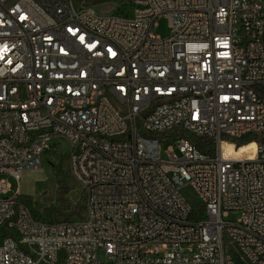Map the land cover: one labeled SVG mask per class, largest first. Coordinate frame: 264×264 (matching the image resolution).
<instances>
[{"label":"built area","instance_id":"obj_1","mask_svg":"<svg viewBox=\"0 0 264 264\" xmlns=\"http://www.w3.org/2000/svg\"><path fill=\"white\" fill-rule=\"evenodd\" d=\"M125 2L0 0V264H264V0ZM60 141L78 220L18 190Z\"/></svg>","mask_w":264,"mask_h":264},{"label":"rangeland","instance_id":"obj_2","mask_svg":"<svg viewBox=\"0 0 264 264\" xmlns=\"http://www.w3.org/2000/svg\"><path fill=\"white\" fill-rule=\"evenodd\" d=\"M85 4H91L93 9L99 13L110 11L128 13L131 15V8L127 7L125 0H84ZM154 32L162 37L169 34L168 18L161 14L156 19ZM56 142L53 140L52 143ZM164 144L162 147L165 148ZM223 147L231 154L248 152L252 155L253 143L232 150L233 147L224 142ZM67 144L60 141L57 149L43 153L40 156V165L37 168H24L20 171L18 190L20 198L23 199L35 214L42 220H78L85 216L84 194L79 184L71 177L68 170ZM59 163L60 172H56L54 167ZM0 178H7L6 174H0ZM11 184L9 195L16 189V182L8 178ZM184 195L192 205L197 204L198 196L189 187L183 188ZM239 212L230 211L225 221L235 220ZM102 258V253L99 254Z\"/></svg>","mask_w":264,"mask_h":264},{"label":"trees","instance_id":"obj_3","mask_svg":"<svg viewBox=\"0 0 264 264\" xmlns=\"http://www.w3.org/2000/svg\"><path fill=\"white\" fill-rule=\"evenodd\" d=\"M98 1H99V0H98ZM251 139H256V137L253 136V137H251ZM200 142H201V141H199V140L197 141V143H198L197 145H199V147H201ZM54 170H55L56 172H60V166H59V163H58V165H57L56 167H54ZM82 209H83V206H82ZM49 221H53V220H49Z\"/></svg>","mask_w":264,"mask_h":264},{"label":"bare ground","instance_id":"obj_4","mask_svg":"<svg viewBox=\"0 0 264 264\" xmlns=\"http://www.w3.org/2000/svg\"><path fill=\"white\" fill-rule=\"evenodd\" d=\"M228 144H229V142H227ZM223 144H224V142H223Z\"/></svg>","mask_w":264,"mask_h":264}]
</instances>
